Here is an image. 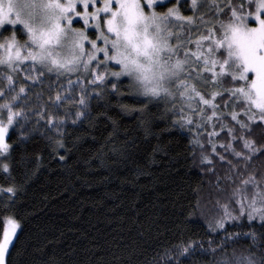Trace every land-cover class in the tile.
I'll list each match as a JSON object with an SVG mask.
<instances>
[{"label":"trees","instance_id":"1","mask_svg":"<svg viewBox=\"0 0 264 264\" xmlns=\"http://www.w3.org/2000/svg\"><path fill=\"white\" fill-rule=\"evenodd\" d=\"M257 2L217 0L198 17L186 2L196 25L177 30L166 61L181 66L165 98L110 71L96 82L0 62L5 264H264V113L232 94L264 96V81L255 87L238 64L215 83L205 63L232 67L219 24L252 16ZM194 90L214 104L196 97L190 112Z\"/></svg>","mask_w":264,"mask_h":264},{"label":"rangeland","instance_id":"2","mask_svg":"<svg viewBox=\"0 0 264 264\" xmlns=\"http://www.w3.org/2000/svg\"><path fill=\"white\" fill-rule=\"evenodd\" d=\"M169 1L0 0V62L14 71L27 65L28 70L36 71L35 75L41 74L37 64H48L53 73H88L96 82L110 71L116 80L130 76L147 97L165 98L170 96L175 72L181 66L177 62L171 67L166 61L177 45L172 43L177 30L185 23L196 25L193 16L181 12H185L183 6L188 1L187 10L196 12L198 17L217 0H175L165 13H160L157 7ZM235 23L219 24L227 34L225 44L232 67L223 64L218 71L216 64L205 63L213 72L211 79L215 83L222 74L235 75V65L239 64L244 66L245 73L252 74V82L257 85V79L264 81V0H258L255 14L237 18ZM18 29L26 39L19 40ZM190 55L187 65L195 66L197 57ZM232 94L235 101H250L264 113V96L252 98L245 88H234ZM196 97L200 98L201 109L214 104L215 96L207 99L194 90L183 99L190 112L195 111ZM10 126L11 123L0 120L3 152L9 148L6 139ZM9 230L14 232L13 228ZM8 249L0 248V264H5Z\"/></svg>","mask_w":264,"mask_h":264}]
</instances>
